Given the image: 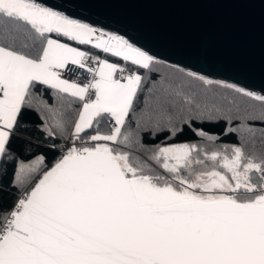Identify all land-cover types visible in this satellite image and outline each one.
I'll use <instances>...</instances> for the list:
<instances>
[{
  "label": "snow or ice",
  "instance_id": "1",
  "mask_svg": "<svg viewBox=\"0 0 264 264\" xmlns=\"http://www.w3.org/2000/svg\"><path fill=\"white\" fill-rule=\"evenodd\" d=\"M157 62L44 0H0V264H264V152L245 148L264 144V94L141 103ZM185 128L197 142H170ZM222 136L237 143L200 142Z\"/></svg>",
  "mask_w": 264,
  "mask_h": 264
},
{
  "label": "water",
  "instance_id": "2",
  "mask_svg": "<svg viewBox=\"0 0 264 264\" xmlns=\"http://www.w3.org/2000/svg\"><path fill=\"white\" fill-rule=\"evenodd\" d=\"M157 61L264 94V0H44Z\"/></svg>",
  "mask_w": 264,
  "mask_h": 264
},
{
  "label": "trees",
  "instance_id": "3",
  "mask_svg": "<svg viewBox=\"0 0 264 264\" xmlns=\"http://www.w3.org/2000/svg\"><path fill=\"white\" fill-rule=\"evenodd\" d=\"M90 52L95 53L94 49L88 48ZM155 71L159 74L158 77L154 76L153 79H161L162 83H158L155 87H152L151 81L146 79L145 88H152L151 93L145 91L141 96V103H143L144 98L147 97L149 103L155 101L163 92L164 89H181L189 94H197L198 98H206L209 102L216 101L220 102L224 98L235 100L236 105L239 106L241 110L249 109L252 110V106L255 104L254 101L248 100V98L237 94L235 91L226 89L222 87L223 83L213 81L212 85L203 86L199 80L191 79L187 76L186 71L169 66L162 62H157L154 65ZM199 126V125H198ZM209 133L219 135L223 132L224 124H204L202 125ZM27 135L33 137V139H38L39 133L34 128H29ZM198 138L194 137L193 134L185 128L183 133L176 137L174 143L178 142H197ZM201 143L207 142L200 141ZM22 141H17L16 144L19 146ZM217 145H225L231 143H237L235 136H222L220 140L214 142ZM246 151L261 153L264 152V144H261L258 140L254 142H249L245 145ZM34 150L39 151V148ZM0 199H3L6 203L11 204L15 199V195L7 190L0 191Z\"/></svg>",
  "mask_w": 264,
  "mask_h": 264
},
{
  "label": "rangeland",
  "instance_id": "4",
  "mask_svg": "<svg viewBox=\"0 0 264 264\" xmlns=\"http://www.w3.org/2000/svg\"><path fill=\"white\" fill-rule=\"evenodd\" d=\"M223 84H225V83H223ZM202 144L206 145L208 147L209 151L214 150L215 148L221 147V145H217L215 143H211V142H208V141L204 142Z\"/></svg>",
  "mask_w": 264,
  "mask_h": 264
},
{
  "label": "built area",
  "instance_id": "5",
  "mask_svg": "<svg viewBox=\"0 0 264 264\" xmlns=\"http://www.w3.org/2000/svg\"><path fill=\"white\" fill-rule=\"evenodd\" d=\"M89 64L92 63V61H87ZM71 75V74H70ZM87 76V73H80L79 74V79L81 80V82H83L85 80V77ZM73 79H75V76H72Z\"/></svg>",
  "mask_w": 264,
  "mask_h": 264
}]
</instances>
